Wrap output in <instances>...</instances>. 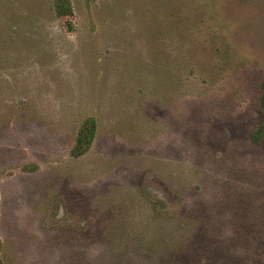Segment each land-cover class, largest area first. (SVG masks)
I'll use <instances>...</instances> for the list:
<instances>
[{
    "label": "rangeland",
    "instance_id": "374dc122",
    "mask_svg": "<svg viewBox=\"0 0 264 264\" xmlns=\"http://www.w3.org/2000/svg\"><path fill=\"white\" fill-rule=\"evenodd\" d=\"M69 1L0 0L2 263L264 264V0Z\"/></svg>",
    "mask_w": 264,
    "mask_h": 264
},
{
    "label": "trees",
    "instance_id": "16d2710c",
    "mask_svg": "<svg viewBox=\"0 0 264 264\" xmlns=\"http://www.w3.org/2000/svg\"><path fill=\"white\" fill-rule=\"evenodd\" d=\"M91 3L95 0H84ZM199 2L201 0H189ZM209 0H202V2ZM53 11L57 18H67L72 15V8L69 0H52ZM260 102L264 106V80L261 83ZM96 121L92 117L85 118L79 125L74 143L70 149V157L77 159L85 155L92 146L96 135ZM259 132V131H258ZM0 264H3L0 259Z\"/></svg>",
    "mask_w": 264,
    "mask_h": 264
}]
</instances>
